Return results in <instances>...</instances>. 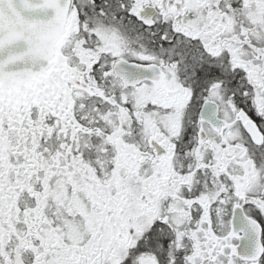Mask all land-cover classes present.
Listing matches in <instances>:
<instances>
[{
	"label": "snow or ice",
	"instance_id": "obj_1",
	"mask_svg": "<svg viewBox=\"0 0 264 264\" xmlns=\"http://www.w3.org/2000/svg\"><path fill=\"white\" fill-rule=\"evenodd\" d=\"M0 264H264V0H0Z\"/></svg>",
	"mask_w": 264,
	"mask_h": 264
}]
</instances>
